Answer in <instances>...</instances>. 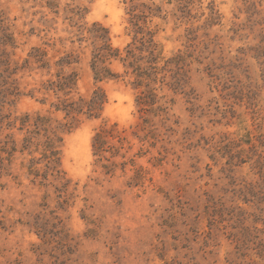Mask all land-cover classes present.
Listing matches in <instances>:
<instances>
[{
    "label": "rangeland",
    "instance_id": "rangeland-1",
    "mask_svg": "<svg viewBox=\"0 0 264 264\" xmlns=\"http://www.w3.org/2000/svg\"><path fill=\"white\" fill-rule=\"evenodd\" d=\"M186 2L0 0L15 60L31 48L48 58L72 55L76 95L100 90L106 98L99 119H83L63 137L58 178L42 180L37 165L34 180L21 168L26 154L8 164L0 178V264H260L264 202L252 197L259 178L251 167L264 152V0ZM68 8L83 11L84 28H106L113 48L139 47L142 36L158 46L162 100L150 113L139 110L143 88L134 89L119 64L111 67L118 80H94L89 43L77 42L88 35L66 20ZM17 78L28 90L46 79ZM52 102L22 98L15 110L66 123ZM143 119L159 143L151 149L128 138L126 159L143 154L135 167L146 171L143 186L130 187L131 169L104 175L91 142L102 126L129 132Z\"/></svg>",
    "mask_w": 264,
    "mask_h": 264
},
{
    "label": "trees",
    "instance_id": "trees-1",
    "mask_svg": "<svg viewBox=\"0 0 264 264\" xmlns=\"http://www.w3.org/2000/svg\"><path fill=\"white\" fill-rule=\"evenodd\" d=\"M190 1L192 0L186 3L191 4ZM46 3L49 4V2ZM66 12L68 14L66 20L73 23V27L77 26L78 32L85 31L88 35V39L81 37L77 42L89 43L87 47L91 49L90 69L94 80L96 82L118 80L120 76L112 72L111 67L113 63L119 64L124 70V77L130 80V85L136 90L143 88L136 99L139 110L147 112L149 108L150 113L152 107L162 100V97L156 94L158 89L155 88L156 84L163 83V77L161 81L158 77L160 74L158 66L162 62L161 51H157L158 46L152 40L146 41L142 36L139 47H135L134 41L123 50L113 48L106 28L94 23L86 29L81 24L83 20L81 9L68 8ZM132 19L138 23L135 15H132ZM135 27L142 32L143 27L141 29L137 24ZM15 49L16 40L0 17V178L3 175L9 176L7 166L12 163L16 153L21 156L26 154L31 158L27 165L21 168H25L27 174L34 180L38 178L37 165L43 166L42 180H45L47 175L58 178L62 175L58 168L63 137L72 132L81 120L99 119L106 104V98L100 90L94 91L87 98L76 95L78 76L70 68L76 64L77 58H72V55L58 59L48 58L47 52L41 48H31L21 61L15 60L13 53ZM168 62L165 61V64ZM21 72L29 75L44 73L46 79L40 81L38 85H32L28 90L29 86L22 88L17 78ZM178 84L176 82L175 86ZM50 97L54 99V102L50 104L51 107L56 113L64 114L66 123L53 121L39 112L17 114L15 110L17 102L22 98H30L44 106ZM157 110L165 114V108L157 107ZM156 114L155 112L154 115ZM17 137L21 139L18 140ZM129 137L140 145L147 144L151 149H155L159 143L154 126L150 125V121L146 119L134 125L129 132L119 129L116 124L105 125L96 130L93 135L91 142L93 156L97 158L96 163L104 175L112 176L117 171L125 175L126 170L130 168L133 175L129 178L127 185L142 187L146 181V171L144 168L135 167V159L143 154L138 153L126 159L127 153L132 148ZM253 148L256 149L251 147V150ZM105 154L109 157H104ZM36 155L38 159L34 158ZM257 157L259 163L255 162L251 169L255 177L259 178V183L256 185L257 190H251V193H255L252 197L264 202V152ZM117 158L122 162L116 163L114 160ZM155 160L157 164L161 162L160 159ZM258 258L260 264H264V247L258 254Z\"/></svg>",
    "mask_w": 264,
    "mask_h": 264
}]
</instances>
